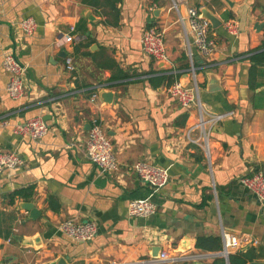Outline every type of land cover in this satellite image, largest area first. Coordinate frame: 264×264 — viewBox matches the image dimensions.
Listing matches in <instances>:
<instances>
[{
	"label": "crops",
	"instance_id": "crops-1",
	"mask_svg": "<svg viewBox=\"0 0 264 264\" xmlns=\"http://www.w3.org/2000/svg\"><path fill=\"white\" fill-rule=\"evenodd\" d=\"M112 5L0 0V153L17 152L24 162L0 174V264H228L221 251L196 246L201 237L223 244V232L242 239V247L251 245L254 262L264 263V204L239 182L264 173V67L261 87H249V52L264 40V0H119L118 15ZM192 8L223 23L212 28L218 51L211 58L197 54L188 34ZM28 18L37 23L33 36L21 27ZM231 21L239 26L237 36L226 30ZM150 28L165 31L167 62L143 52L140 39ZM72 30L85 40L65 43ZM89 41L90 48L76 51ZM12 51L28 68L25 97L18 101L7 92L2 66ZM64 52L74 58L75 73L67 71ZM192 68L206 118L222 117L209 130V156L195 142L198 111L183 108L167 85L152 82L175 74L184 83L189 74L191 83ZM212 73L220 91H209ZM109 92L114 99L105 104L102 95ZM97 116L119 161L112 176L101 175L86 155ZM34 118H48L50 130L39 142L14 132ZM139 161L166 169L169 183L144 185L133 168ZM22 189L32 190L30 198L12 202ZM144 198L156 204V213L129 216V202ZM23 203L34 205L36 219ZM68 220L95 223L94 240L83 244L62 234L59 225ZM162 252L173 261L162 262ZM239 253H230L229 264Z\"/></svg>",
	"mask_w": 264,
	"mask_h": 264
},
{
	"label": "built area",
	"instance_id": "built-area-1",
	"mask_svg": "<svg viewBox=\"0 0 264 264\" xmlns=\"http://www.w3.org/2000/svg\"><path fill=\"white\" fill-rule=\"evenodd\" d=\"M174 8L179 10L176 3H174ZM186 25L189 30L188 32L185 27L186 32L193 36V46H195L197 54L202 58L213 57L218 51V44L212 34V23L203 16L202 12L192 8L188 9ZM21 27L26 36H33L37 30V23L34 19L28 18L21 22ZM226 30L229 34L237 36L239 26L236 22L231 21L226 24ZM72 31V34L63 36L65 43L77 45L85 40L82 34H77L75 30ZM140 44L143 52L148 57L157 61L167 62L168 53L165 43V31L158 28L146 30L140 39ZM189 51V57L192 60L193 52L191 49ZM65 65L68 72L75 73L76 67L74 58L71 55L66 56ZM2 66L9 77L7 92L10 98L16 101L23 99L25 97V80L28 73L27 66L18 59L13 51L4 55ZM191 71L193 77H191L192 82L188 86H184L183 82L178 80L168 86L166 91L183 108H195L198 111V122L194 128L200 131V136L195 142H202L204 150L209 156V130L222 117L206 118L197 75L194 73V68ZM49 130V125L43 118L28 120L25 123L16 125L14 128V132L20 137L30 138L38 142L48 134ZM86 150L88 159L96 166L101 175L112 176L119 171V161L111 141L104 132L102 120L98 116L94 117L92 121ZM23 164L24 162L17 152L0 153V174L6 170H17ZM133 168L139 180L153 189H161L169 183L168 171L153 163L139 161L134 164ZM239 182L244 190L254 196L261 204H264V173L256 172L244 176ZM127 210L131 217L148 218L156 213L157 206L149 198L136 199L129 202ZM59 231L74 241L85 244L94 240L98 227L93 222L76 223L73 220H68L59 225ZM17 232L18 229H15L14 233ZM222 241V256H229L233 251H239L243 248L244 242L242 239L229 233L223 232ZM160 260L162 262L173 261L167 252L160 254Z\"/></svg>",
	"mask_w": 264,
	"mask_h": 264
},
{
	"label": "trees",
	"instance_id": "trees-1",
	"mask_svg": "<svg viewBox=\"0 0 264 264\" xmlns=\"http://www.w3.org/2000/svg\"><path fill=\"white\" fill-rule=\"evenodd\" d=\"M112 1V7L115 8V12L118 15V10L116 9V3L119 2V0H111ZM263 37H264V28H263ZM91 41L86 42L83 45H79L76 47V51H78L80 48H90ZM249 60L251 63L250 71H249V87L251 90L255 91L256 89L261 87L262 82H258V77L263 75V72L261 70L262 67H264V40L262 41V45L258 50L250 51L249 52ZM127 75H122V77H126ZM180 78L179 75L175 74H168L162 77H157L152 80L156 86H162L167 85L170 86L174 82L178 81ZM32 195V190H19L12 194V202L15 200L16 197H20L23 199L28 200L30 196ZM197 248L200 250H209V251H222L223 244L219 238H205L201 237L198 239L197 242ZM255 260V254H253L252 251H248L246 253H239L237 255L230 256V264H247L248 262H253ZM220 264H224L223 260L217 261Z\"/></svg>",
	"mask_w": 264,
	"mask_h": 264
},
{
	"label": "water",
	"instance_id": "water-1",
	"mask_svg": "<svg viewBox=\"0 0 264 264\" xmlns=\"http://www.w3.org/2000/svg\"><path fill=\"white\" fill-rule=\"evenodd\" d=\"M203 16L205 18H207L211 23H212V28L213 29H218L222 26V21L217 18L216 16H214L213 14H211L210 12H208L207 10L203 11ZM189 28V27H188ZM64 58H66L67 54L64 52L63 53ZM170 65V64H169ZM192 70V69H191ZM194 73L197 74V70L194 69ZM184 80L185 82L183 83L184 86H188V84L190 83V76L189 74H184ZM208 79H209V91L210 92H216V91H220L221 89V83L219 81V79L217 78V76L215 74H208ZM103 101L105 102V104H111L113 102L114 99V95L109 92V93H104L102 95ZM45 121L48 120V118L44 119ZM91 128V126H89ZM21 208L23 210H25L26 212H29L31 215L32 219H36L37 214L39 213L38 210L34 207L33 204L31 203H23ZM18 241H22L24 242V240H22L21 237H17ZM251 245H247L244 246L241 250L240 253H244L245 251H248L250 249ZM181 252H186L188 251V249L185 250H180ZM219 256H222L221 253L218 254ZM226 260L229 264V256H226ZM61 262V261H60ZM250 264H264V263H258V262H250Z\"/></svg>",
	"mask_w": 264,
	"mask_h": 264
},
{
	"label": "rangeland",
	"instance_id": "rangeland-1",
	"mask_svg": "<svg viewBox=\"0 0 264 264\" xmlns=\"http://www.w3.org/2000/svg\"><path fill=\"white\" fill-rule=\"evenodd\" d=\"M191 73V77H193V73H192V71L190 72ZM192 79V78H191ZM198 81V80H197ZM198 84H199V82H198ZM199 86H200V84H199Z\"/></svg>",
	"mask_w": 264,
	"mask_h": 264
}]
</instances>
